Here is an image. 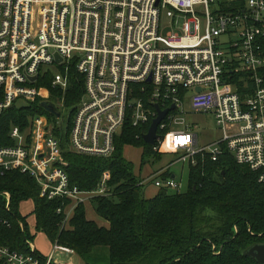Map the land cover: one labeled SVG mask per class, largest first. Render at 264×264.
<instances>
[{
	"label": "built area",
	"instance_id": "obj_1",
	"mask_svg": "<svg viewBox=\"0 0 264 264\" xmlns=\"http://www.w3.org/2000/svg\"><path fill=\"white\" fill-rule=\"evenodd\" d=\"M196 7L204 10L203 28ZM163 17L172 19L166 28ZM69 63L84 85L71 120L70 151L110 156L126 121L143 126L156 116L155 104L161 110L174 104L158 125L153 152H162L167 141L181 153L178 160L195 164L198 154L216 160L227 150L264 182V0H0V115L20 98L49 101V90L36 82L50 67L61 69L51 70V85L64 92ZM61 100L55 103L60 115ZM186 104L213 114L217 139L198 145L196 124L185 122ZM53 129L39 113L24 130L11 126L12 144L0 145V170L29 173L42 196L69 200L57 208L68 228L79 202L110 193L109 171L95 190L71 186ZM177 137L187 141L177 143ZM167 169L138 183L180 189L176 177L162 178ZM26 243L28 253L0 244L2 264H58L56 250L72 253L54 243L43 255Z\"/></svg>",
	"mask_w": 264,
	"mask_h": 264
},
{
	"label": "trees",
	"instance_id": "obj_2",
	"mask_svg": "<svg viewBox=\"0 0 264 264\" xmlns=\"http://www.w3.org/2000/svg\"><path fill=\"white\" fill-rule=\"evenodd\" d=\"M52 79L48 69L39 73L36 84L49 90V101L56 103L63 98L64 105L71 106L74 113L84 91L83 76L74 63H69L64 92L52 87ZM41 101L35 97L0 115V145L12 144L8 135L11 126L26 129L35 113L46 115L53 124L59 120L40 106ZM71 120L66 137H61L59 127L54 129L63 167L70 185L81 191L95 190L103 172L109 171L110 193L90 197L95 212L108 226L87 219L84 204L79 202L69 227H63L65 215L57 208H64L69 200L42 196L39 184L29 173L0 170V220L6 221L0 223L1 245L28 253L26 240L32 241L40 231L52 244L71 249L84 264H90L88 257L102 249L107 251L109 264H258L243 252L264 243V182H258L257 174L247 165L237 163L227 150L216 160L208 153L198 154L195 164H188L185 190L160 188L147 198L133 163L123 153L126 146L142 147L140 165L150 158H161L162 154L153 152L142 138L150 122L135 127L126 121L115 138L114 152L101 157L69 150ZM171 176L167 169L162 178ZM4 192L9 194L8 207ZM26 201L33 203V234L20 210ZM34 251L40 253L36 248Z\"/></svg>",
	"mask_w": 264,
	"mask_h": 264
},
{
	"label": "rangeland",
	"instance_id": "obj_3",
	"mask_svg": "<svg viewBox=\"0 0 264 264\" xmlns=\"http://www.w3.org/2000/svg\"><path fill=\"white\" fill-rule=\"evenodd\" d=\"M197 8V13L199 18L201 19L202 28L205 24V18H204V10L202 8ZM172 19L171 18H162V25L163 27H168L169 24H171ZM50 69L54 73H62L61 69L59 67H50ZM51 71V72H52ZM83 96V93L81 97ZM63 99V98H61ZM59 99L60 101H62ZM59 100L56 102L58 103ZM64 103V99H63ZM25 104L24 100L22 98L16 100L15 105L16 107H22ZM71 106L64 105L61 108V115L58 117V121L54 124V129L56 126L58 127V122L60 124V135L61 137L67 136V126L69 123V120L72 119L73 113L71 111ZM185 111L184 114L185 122L196 124L197 127H195V132L198 134V145H205L211 140H215L220 136V130L216 127L213 114L208 112H193L188 104L185 105ZM33 116V115H32ZM176 129L184 128V124H178L175 125ZM53 129V134H54ZM69 135V130H68ZM69 148L70 145H69ZM152 150V149H151ZM143 152L142 147H133V146H126L124 148V157L130 160L134 165V172L135 175L142 178L150 177V174L156 175L158 171H161L163 169L168 168L170 173L174 174L176 176V181L181 184L180 191L185 190L187 186V175H188V163L183 162L181 160H178L180 157V152L173 151L168 147V143L164 144L162 147V152H158V154H162L161 158L157 161H154L155 159L150 158L148 159L147 163L144 165H140V157ZM148 175V176H147ZM158 187L154 185V180L148 181L143 186V194L145 197H151L156 194L158 191ZM168 191L172 192L174 190L168 189ZM84 208H85V214L86 217L89 220L95 221L99 226L107 225V222L102 219L97 213L95 212L93 208V204L90 201L89 198H84L83 201ZM72 204L70 205V207ZM20 210L23 215L26 217V221L28 222V227H30V232L33 234L35 231H33L34 226V216H33V203L31 201H26L21 203ZM66 227L67 226L66 224ZM32 243L34 244L35 248L40 252L43 253V255H48L49 252L52 249V243L49 241V239L46 237V235L43 232H35L34 237L32 238ZM40 252V253H41ZM53 259L57 263L61 264H68L70 261H72L74 264H84L85 262L76 254V253H65L61 252L59 250H56L53 254ZM88 262L90 264H109L108 258H107V251L106 249H102L100 252L92 253L88 257Z\"/></svg>",
	"mask_w": 264,
	"mask_h": 264
},
{
	"label": "water",
	"instance_id": "obj_4",
	"mask_svg": "<svg viewBox=\"0 0 264 264\" xmlns=\"http://www.w3.org/2000/svg\"><path fill=\"white\" fill-rule=\"evenodd\" d=\"M54 56H55V60L57 62H59L61 60L59 55L55 54ZM40 106L44 110L54 114L55 116H57V117L60 116V111L56 109L55 103H53L51 101L42 100L40 102ZM154 107L156 110V116L151 120V123L148 127L147 132L144 133L142 136L143 140L148 144H152L154 142V140L157 138V136H158V134H157L158 125L161 122V120L163 119L164 115L169 111V109L174 108V104H172L169 108L163 109V110H161L157 104H155ZM171 177L175 178L176 176L174 174H172ZM243 255L245 257L252 258L258 264H264V243H257V244L250 246L249 248H247L243 252Z\"/></svg>",
	"mask_w": 264,
	"mask_h": 264
},
{
	"label": "snow or ice",
	"instance_id": "obj_5",
	"mask_svg": "<svg viewBox=\"0 0 264 264\" xmlns=\"http://www.w3.org/2000/svg\"><path fill=\"white\" fill-rule=\"evenodd\" d=\"M175 139L177 143H185L187 141V138L185 137H177Z\"/></svg>",
	"mask_w": 264,
	"mask_h": 264
},
{
	"label": "crops",
	"instance_id": "obj_6",
	"mask_svg": "<svg viewBox=\"0 0 264 264\" xmlns=\"http://www.w3.org/2000/svg\"><path fill=\"white\" fill-rule=\"evenodd\" d=\"M159 190V189H158ZM157 193V192H156ZM151 197H153V196H151ZM147 198H150V197H147ZM88 219V218H87ZM102 226H105V225H102ZM108 226V223H107V225L105 226V227H107ZM29 229H30V227H29ZM33 231H34V229H33ZM41 252V251H40ZM40 254H43L42 252L40 253ZM73 254V253H72ZM58 264H61V263H58ZM68 264H74L72 261H70V263H68Z\"/></svg>",
	"mask_w": 264,
	"mask_h": 264
}]
</instances>
